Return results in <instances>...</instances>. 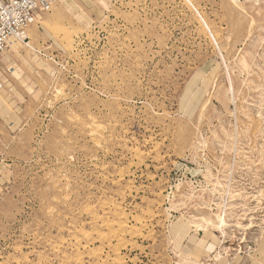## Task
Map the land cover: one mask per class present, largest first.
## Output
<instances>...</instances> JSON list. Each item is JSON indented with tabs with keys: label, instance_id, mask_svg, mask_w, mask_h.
Returning a JSON list of instances; mask_svg holds the SVG:
<instances>
[{
	"label": "rangeland",
	"instance_id": "rangeland-1",
	"mask_svg": "<svg viewBox=\"0 0 264 264\" xmlns=\"http://www.w3.org/2000/svg\"><path fill=\"white\" fill-rule=\"evenodd\" d=\"M44 18L56 62L1 56L0 264H264V0Z\"/></svg>",
	"mask_w": 264,
	"mask_h": 264
},
{
	"label": "built area",
	"instance_id": "built-area-1",
	"mask_svg": "<svg viewBox=\"0 0 264 264\" xmlns=\"http://www.w3.org/2000/svg\"><path fill=\"white\" fill-rule=\"evenodd\" d=\"M58 1L0 0V55L7 50L10 39H24L38 15L51 12Z\"/></svg>",
	"mask_w": 264,
	"mask_h": 264
},
{
	"label": "crops",
	"instance_id": "crops-1",
	"mask_svg": "<svg viewBox=\"0 0 264 264\" xmlns=\"http://www.w3.org/2000/svg\"><path fill=\"white\" fill-rule=\"evenodd\" d=\"M47 13H49V12H47ZM47 13H40L39 15H38V20H37V22L35 23L36 24V26L35 27H33V28H31V31H30V33H31V36H29V38H28V41L27 42H29L31 45H32V47H30V46H28V45H26L25 44V46H27V47H29L30 49H32V50H34L36 53H37V56H39V57H42V58H44L46 61H48L49 63H53V62H56V57H57V55H58V51L56 52L57 54H55V50H59V44H58V42H56L55 40H53L52 39V37H50L51 35H49L48 34V40L47 41H43L42 43H41V45L40 46H38V47H36V46H33V44H32V40L35 38V35H38L39 34V31H40V29L39 28H44L43 27V25H39L41 22H43V21H45L46 20V18H44L45 17V15L47 14ZM38 24V25H37ZM14 41H16V40H12V39H10V41H9V44H8V47H7V49H8V51H9V53L11 54L12 52H15L16 50H14V51H10V44H11V42H14ZM5 53V52H4ZM8 53V54H9ZM3 55V53L0 55V65L4 62V59L3 58H1V56ZM8 57V56H7ZM1 74V73H0ZM0 83L2 84V91H0V93L1 92H3V90H4V82H3V78L0 76ZM193 236L194 235H192V236H187L186 237V239H184L185 241H186V246L189 244V243H195L194 242V239L196 240V242H197V244H198V237H196V238H194V239H192L193 238ZM188 238V239H187ZM191 238V239H190ZM196 245H194V247H192V248H189L188 247V251H189V256L188 257H191L196 263L197 262H199V260L197 259L198 258V254H199V252H200V250H198L197 251V253L194 255V254H192L191 253V250H193V249H196ZM203 250L205 249V247L204 248H202ZM210 249V248H209ZM208 248H206V252H208V250H209ZM197 257V258H196Z\"/></svg>",
	"mask_w": 264,
	"mask_h": 264
},
{
	"label": "bare ground",
	"instance_id": "bare-ground-1",
	"mask_svg": "<svg viewBox=\"0 0 264 264\" xmlns=\"http://www.w3.org/2000/svg\"><path fill=\"white\" fill-rule=\"evenodd\" d=\"M33 25H35V24H33ZM33 25H32V26H33ZM30 27H31V26H30ZM29 29H30V28H29ZM29 29H28V30H29ZM27 33H28V32H27ZM28 38H29V35L27 34V36H26L24 39H20V40H18V39H12V40L23 41L25 44L31 46L30 43L26 41ZM10 46H11L12 48H16V47H17V45H16L15 42H11ZM0 87H1V84H0ZM194 174H195V173H194ZM179 229H180V228H179ZM178 231H180V230H178ZM186 231H187V230H186ZM211 234H212V233H211ZM212 236H213V235H212ZM216 239H217L216 237H213L212 240H214V241L216 242V241H217ZM263 258H264V256H263ZM183 259H185V260H183L182 262H179L178 264H196V262H195L193 259H191V258H183ZM263 260H264V259H263Z\"/></svg>",
	"mask_w": 264,
	"mask_h": 264
},
{
	"label": "water",
	"instance_id": "water-1",
	"mask_svg": "<svg viewBox=\"0 0 264 264\" xmlns=\"http://www.w3.org/2000/svg\"><path fill=\"white\" fill-rule=\"evenodd\" d=\"M181 164H182V165H186V164L183 163V162H182ZM192 169H194V168H190V174H191L192 176H196V174L193 173Z\"/></svg>",
	"mask_w": 264,
	"mask_h": 264
}]
</instances>
